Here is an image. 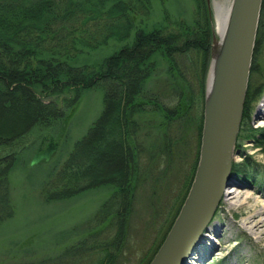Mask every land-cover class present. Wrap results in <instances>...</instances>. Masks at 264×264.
I'll return each mask as SVG.
<instances>
[{"label":"trees","instance_id":"trees-1","mask_svg":"<svg viewBox=\"0 0 264 264\" xmlns=\"http://www.w3.org/2000/svg\"><path fill=\"white\" fill-rule=\"evenodd\" d=\"M131 1L92 0L93 4L86 5L74 0H0V112L23 120L13 129L0 130V146H10L29 134L40 137L45 126L64 123L67 111L84 90L106 89L100 115L56 176L55 193L44 195L61 199L104 184L114 192L95 214L97 227L102 228L69 246L54 264H122L119 245L133 179L141 175L140 115L160 114L163 121L159 125L166 130L175 123L179 127L188 122L196 131V144L200 141L204 75L212 38L205 0H195L191 23L176 22L175 28L165 24L150 31L139 28L130 45L97 65L75 67L71 63L83 48L98 45L101 32L116 29L118 38H125L133 27L128 15L134 7ZM139 1L143 14L145 0ZM108 22L112 24L107 26ZM159 62H166L169 71L165 93L154 92L148 84ZM174 72L188 87L187 94L173 79ZM60 96L62 108L52 99ZM161 139L164 143L158 145V151L166 156L174 138L163 132ZM97 144L105 151H94ZM90 152L93 157H88ZM18 157L17 150L0 156V223L13 214L9 173ZM108 157L117 162L110 173L96 170L95 165ZM142 167L145 170V165ZM233 167L237 172L235 164ZM191 173L193 167L184 188L190 185ZM62 256L72 259L65 262ZM51 259H45L44 264H53Z\"/></svg>","mask_w":264,"mask_h":264},{"label":"rangeland","instance_id":"rangeland-1","mask_svg":"<svg viewBox=\"0 0 264 264\" xmlns=\"http://www.w3.org/2000/svg\"><path fill=\"white\" fill-rule=\"evenodd\" d=\"M74 1L93 4L92 0ZM221 1L227 7L232 0ZM131 2L130 5L134 7L128 15L133 27L125 38L119 39V31L116 29L101 32L102 37L95 43L98 45L86 49L82 47L83 52L71 62L73 66L97 65L105 57L130 45L139 28L150 31L165 24L175 28L176 22L191 23L194 18L195 0H145L147 10L144 9L143 14L142 7L137 4L140 1ZM207 7L211 31L218 38L211 2ZM261 10L240 127L233 150L232 163L237 172L232 167L231 184L224 190L232 191L236 184L246 183L249 185L243 188L250 193L227 199L228 196L223 191L202 233L209 226H223L222 223H225L223 232L206 235L214 238L215 246L211 248L209 242L205 243L208 247L200 259L195 258L199 256L197 251H200L197 246L187 257L186 264H264V244L258 243L253 234L241 225V216L246 214L247 206L257 204V200L264 201V8ZM111 24L112 22H108L107 26ZM109 32L113 33L107 34ZM209 66L210 60L204 75L205 84ZM168 72L166 62L157 63L148 83L154 92H168ZM174 78L187 94L188 87L176 72ZM104 89L105 87L100 86L84 90L77 104L67 111L65 122L54 125L55 130L51 132L54 135L47 137L44 134L39 137L29 134L0 150V156L14 150L18 151L19 156L10 171L13 214L0 223V264H44V260L50 258H54L51 259L53 264L55 261L58 263V255L65 249L102 228L97 227L99 222H95V214L114 192L112 186L104 184L91 189L85 188L61 199H48L44 193H55L52 185L58 172L72 153L75 143L87 133L103 109ZM56 100L58 107L62 108V96ZM204 102L205 95L201 111ZM257 109H261L258 116ZM162 121L160 114L152 112L143 113L139 117V141L143 148L141 164L145 165V170L141 166V175L133 179L132 200L127 208L125 232L119 245V261L122 264H148L154 257L179 213L188 191L184 187L189 181L192 167L191 182L195 173L200 148V142L196 144L195 129L187 122L185 125L181 123L179 127L175 123L166 130V126L159 125ZM22 122L20 118L0 112L2 131L13 129ZM55 132L61 134L57 136ZM163 132H168L174 138L167 157L158 151V145L164 143L161 139ZM49 147L51 150L46 151V155H41ZM93 150L100 153L105 151L98 144ZM93 156V152L88 154V157ZM116 164V158L108 157L99 161L95 169L107 174ZM71 259V256H62L65 262Z\"/></svg>","mask_w":264,"mask_h":264},{"label":"water","instance_id":"water-1","mask_svg":"<svg viewBox=\"0 0 264 264\" xmlns=\"http://www.w3.org/2000/svg\"><path fill=\"white\" fill-rule=\"evenodd\" d=\"M261 3L262 0H232L225 33L217 34L218 38L213 33L210 64L215 61L216 74L210 95L206 80L198 164L180 212L150 264H183L195 236L231 184L233 148Z\"/></svg>","mask_w":264,"mask_h":264},{"label":"bare ground","instance_id":"bare-ground-1","mask_svg":"<svg viewBox=\"0 0 264 264\" xmlns=\"http://www.w3.org/2000/svg\"><path fill=\"white\" fill-rule=\"evenodd\" d=\"M212 7L214 10L215 31L220 36H223V34L226 31L228 20H229L230 5L225 7L221 0H212ZM261 8H262V4H261ZM215 74H216L215 61L213 60V62L209 66L208 75H207V85H208V94L209 95L211 94V91H212L213 86H214ZM247 86H248V79H247ZM247 86H246V90H247ZM52 99L54 101H56L55 103L58 106V104H59L58 101L55 98H52ZM262 107H264V103H263ZM257 110L258 111H257L256 116H258L261 113V109H257ZM242 111H243V109H242ZM53 129L55 130V126L52 123L45 126L40 131L42 133L41 136H43L44 134H46L47 137L49 135L50 136L54 135L51 133ZM59 134H61V132L58 134L55 132V135L59 136ZM26 136L27 135H25L24 137H26ZM24 137H22V139ZM3 147L5 148L6 146L1 145L0 150L3 149ZM236 185L237 186H235V188L232 189V191H228V192L224 191L225 192L224 195L228 196L227 199L231 198V197L233 198L236 196L241 197V196L249 195L250 192L243 188V187L248 186L249 184L240 183V184H236ZM9 191H10V173H9ZM10 196H11V193H10ZM244 203L245 202H241V204H244ZM256 203L257 204L247 206L248 210H247L246 214H243L241 216L242 217L241 225L249 233L253 234L254 238L256 239V241L258 243L263 245L264 244V201L263 200H260V201L257 200ZM224 224L225 223H222L223 226H213V227L209 226V227H207V231L205 233H202V230L205 229L204 227H206L205 225L202 227L201 230L199 229L200 231L199 230H198L199 232L197 231L198 234L195 236L194 243H193L192 247L190 248V253H192L193 250H196L197 248H199L200 251H197V253H196V254H199V256H196L195 258L200 259L202 256V253H204L205 249H207V247H208L207 242H209L210 247L213 248L215 246V244H213L214 238L207 237L206 235L209 234L211 236V235H215L217 232H220V233L223 232V228L225 227ZM220 236H221V234H220ZM210 241H212V242H210ZM205 243H207V244H205ZM185 263H187V261L184 262L183 264H185Z\"/></svg>","mask_w":264,"mask_h":264}]
</instances>
